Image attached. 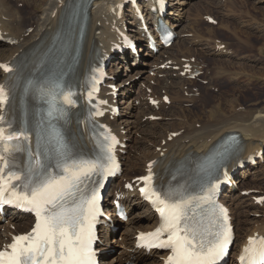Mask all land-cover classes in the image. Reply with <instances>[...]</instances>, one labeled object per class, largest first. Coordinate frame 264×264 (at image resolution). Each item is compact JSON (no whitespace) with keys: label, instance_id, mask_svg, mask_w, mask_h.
Returning a JSON list of instances; mask_svg holds the SVG:
<instances>
[{"label":"bare ground","instance_id":"bare-ground-1","mask_svg":"<svg viewBox=\"0 0 264 264\" xmlns=\"http://www.w3.org/2000/svg\"><path fill=\"white\" fill-rule=\"evenodd\" d=\"M75 1L76 0H44L39 15H37L35 20L32 23H30L28 27H25V19L21 16V12L17 8L18 6L14 5L12 3V0H0L1 31L5 38L14 41L13 46L7 44H2V46H0V50H4L2 48H5V50L7 48L8 50L5 56L3 58H0V64L10 65L13 62H19V61L21 62L25 60V62L28 65H30L31 68L37 65H43L48 55L49 47L51 46L52 42L57 37V35L58 36L60 35L61 30L65 32L62 33L64 38L63 42L65 44L74 42V45H76L78 42L77 36L80 31L81 19L80 18L77 19L74 14L70 17V20H68L66 17H63L65 10L71 4L72 5L74 4L75 5L74 9H76L77 2L75 4ZM83 1L85 7L89 10V16H90L89 26L84 36V53L82 59L83 74H85L86 72L89 58L91 57L92 59H95L97 55L100 58H104V59L106 58V60H108L111 57L113 61L126 60L125 61L126 65L130 64V61L128 59H130L131 62L136 60V58L132 59V57L135 56H133L128 51L124 52L123 54L115 53L112 51V47L115 46L117 43H119L117 38L116 27L120 28L121 23H123V21L125 20L127 21V19L133 15V11L127 10L126 13L124 14L123 20H118L116 18L115 13L111 10V6L115 3L121 2V0H83ZM171 1H175L174 3L176 5H180V4L183 5L186 3L185 0H171ZM175 10L177 11V15L171 16L172 13L170 11L169 16H167L166 18V22L167 24L170 23L169 24L170 28L175 32L176 37L180 39L182 35L177 33L178 31H175V29L179 28V26L182 27L181 22L183 21V19L179 18L180 16L178 14L179 9L175 7L172 8V11ZM133 28H134L132 30L133 35L140 36L141 34V31L139 30L140 26L138 25L137 27H133ZM211 30L213 32L215 29L212 27ZM23 32H26V36L25 34H23ZM249 40H250L249 38L241 39L237 37V41L239 43H242L243 46H245L244 48L242 47V49H247L248 46L250 47L251 42H249ZM187 43L188 44H186L185 41H182L179 48H181L182 46L183 49L181 50L178 49L183 53V56L186 53L185 51H189L188 46L190 45L189 42ZM222 44H223L222 42L216 43L215 45H212L213 48L212 47L211 48L221 53L220 56H225L221 58H229V60H231L234 57V53L230 51L229 45H226L223 50L219 49L218 47ZM159 46L160 45L158 43L157 47L159 48L160 53L157 56L155 55L154 59L150 57L149 58L152 60H157V62L161 60L160 63L153 62L150 63V65L141 64L142 66L139 63L138 65H140L141 68H144V66L146 67L150 66L155 70L156 68L152 66L154 65V63L159 67L161 64H166L167 66L171 65V67L179 66L180 67L179 71L183 72V65L186 64H191L197 68L202 66V64L199 63L197 59L194 63H192V59H194L195 57L193 56L191 57L190 54L188 57H186L187 61L183 62L182 58L180 59L178 55H175L173 52L172 53L169 52L168 51L169 49L162 50L161 47ZM172 46L174 45L172 44ZM224 52L226 53V55L223 54ZM260 52H262V50H260ZM110 62L111 65L113 66V62L112 61ZM226 62L228 63V60H226ZM226 62H221L219 65L220 68H222V66ZM120 67H123V65L121 66L119 65V68ZM151 68L149 69L153 70ZM144 69L148 70L147 68ZM179 71H176L172 75L170 74L171 77L169 78V80L172 79L173 80L172 82L167 80L166 84L161 86L162 90H165V94H162L160 98H162L164 95L165 96L170 95L171 105H173V102L177 103L183 101L184 99H187L190 102H194L198 100L195 94L196 92L193 90V88L190 86L188 87L190 89L186 88L187 83L183 81V78L179 75ZM163 72L164 71H161L160 68L156 71L150 72L153 73L154 77H151L149 75L146 77L148 82L145 85L146 91L148 89H155L151 85V82L154 80L155 76H158L160 73ZM226 72L236 77L241 75L239 72H233V71H226ZM174 74H177L176 75L177 78H175L176 80H174L173 78ZM139 75H137V77ZM215 75L218 76L219 74H215ZM25 76H29V74H25ZM5 79H6V75L3 72L2 68H0V83L3 82ZM139 79H144V77L141 76V78ZM127 81L128 80H125L123 81V83H126ZM20 83L22 87L26 86L25 83L21 81ZM109 84H114V81L109 82ZM130 87L120 89V94L116 101L118 103L116 104H119L118 100L120 98H124L127 95V93L128 94L131 93ZM44 92L45 90L40 91L41 94H43ZM106 92H109V90H107ZM148 95L151 97L150 94ZM153 95L154 97H157L156 91L153 92ZM140 96L138 98L134 96L133 98L129 99L128 104H126L124 100H122L120 103L122 104L123 108H128V110H130L131 106L129 107L128 105H130V102L133 100L132 108L137 107L138 109H140V111H137L136 114H134L133 116H137L138 114L141 116L142 113L144 115L143 120L133 122L131 120L132 116H128L129 111H127L126 114L122 115V117L118 118L113 122L106 120L114 128V131L120 135L121 139L123 140V142H125L128 145V147L132 148L133 145L134 148L143 150L144 154L139 159H137V161H134L130 158L129 156L130 150H129V155L122 156V160H124V165L126 166V168L124 169V173L120 177L118 184L116 185V189H119V191L116 192L112 191V193L109 195V197H111L112 200L108 205V209H113L114 208L113 203L115 198L117 197L118 194L121 195L123 194L126 196V198L120 200V203L122 206H124L127 209V211H129V209L131 208V216L130 218H128V220L125 223H120V227L122 231L119 234H117V237H115L114 243L116 244L114 245L112 244V246H110L111 249L105 247L104 244L102 245V248L104 249L107 248L109 250L108 251L109 253H113L112 258L110 259H108V256L111 254H104L102 256V260L105 262V264H112V263L113 264H125V263L126 264L127 263L128 264H161L160 256H154V258H150L149 256H146L143 252L135 249L136 235L138 234V232H147L148 230H152L157 224V218L150 210L149 206H147V204L142 200L137 190H135L134 192H130L124 189L122 185L125 183L126 180L131 181L137 177L144 175L146 173V170L149 168V165L153 163L156 164V168L159 171V180L165 177L163 180L166 181L171 176H173L180 168L186 167L191 162H194L197 159L205 156L226 135L233 132L239 133L241 135L240 147L237 150H235L233 153L232 161L234 166H236L234 162H238L241 159L246 160L247 157H249L250 155L257 154L261 149L264 148V110H259L256 111L255 113L250 112L248 114L241 112L234 115L230 113L229 115L228 113L224 114L223 113L224 111L221 109V107H218V105L215 106L211 105L208 112V118L203 120L201 118H198L199 120H201L199 122L196 119L195 120L189 119L190 118L189 115L186 114V111L183 108H176L177 110L176 109L173 110L172 111L173 114L169 116L170 122L166 123V125L162 127L164 125L163 123H151L150 121L146 120L147 116H151V115L162 116L163 115L161 114L162 111L160 110L158 112L154 107H152L149 103V99H148L149 106L142 103L139 104L138 100L140 99ZM60 97L63 99L62 95H60ZM189 101H187V103ZM136 102H138V104L140 105V106L138 105L139 107L135 105ZM126 105L128 107H126ZM144 106L150 112L144 110ZM160 107L161 108L166 107L165 104L163 103V99H161ZM197 123H200L199 128L195 127ZM138 128L139 129L145 128L142 131V134L144 133L145 137L142 140H136L135 138L134 140H132L131 138L132 134H136V132H140L137 131L139 130ZM151 128L154 130H151ZM123 131H125L126 133L124 134ZM176 133L178 134V136L171 140L173 134ZM80 136L84 138L86 135L82 134L81 132ZM146 141H148L149 144H146ZM164 141L165 144H163ZM86 148L87 150H89L87 146ZM45 149L46 148L43 149L44 153H45ZM83 160H92V159L87 158ZM257 163L259 164L260 162ZM245 164L247 167H250V169L253 170L255 169V168H251L253 167L251 164L248 163ZM255 172L256 170H254L252 174L253 175L256 174ZM262 174L264 175V172ZM245 182L247 184V181ZM236 195L237 193L234 192L232 188H228L224 193V201L231 202ZM132 196L136 197V201H134L133 203H131ZM237 199L238 196H236L232 202H234ZM232 210H233V214L238 217L239 214L235 213L234 209ZM111 215L115 216V213H112ZM248 223H249L248 221H244L243 224H248ZM31 226H32V220L28 216L18 215L14 212L8 218H4L0 216V247L2 244L8 243L14 235H17L20 232L29 231ZM147 228L148 230L146 231ZM247 231L249 232V234L247 233L248 235L245 236L244 241L243 243H241V245L245 243L247 236H254L255 234H259V235L264 234V228H259V227L252 228ZM242 232H243L242 229H240L238 235H236L237 242L243 239L241 235ZM103 234H104V242L106 241L108 242V237H110V233L104 232ZM122 258L126 261L124 262ZM236 258H235L236 259L235 262L232 264H238L237 263L238 257Z\"/></svg>","mask_w":264,"mask_h":264},{"label":"snow or ice","instance_id":"snow-or-ice-1","mask_svg":"<svg viewBox=\"0 0 264 264\" xmlns=\"http://www.w3.org/2000/svg\"><path fill=\"white\" fill-rule=\"evenodd\" d=\"M0 68L12 71L8 65H0ZM55 89L61 90L65 104L74 103L71 91H64L60 80L55 82ZM49 94L54 97L55 91L50 90ZM5 96L0 86V104L5 103ZM21 137L28 139L23 131L5 134L4 127L0 126V144L4 145L5 152L18 148L11 142ZM39 139L38 136L37 158L34 159L29 151L26 170H12L15 165H10L4 152H0V204H16L33 211L37 217L31 233L15 236L6 250L0 251V264H96L92 249L93 228L100 212L103 178L115 170L112 145L106 146L108 155L103 161H77L70 158L63 135L55 132L47 141L45 160H41L38 158ZM215 166L210 161L203 166L204 173L210 177ZM55 169L61 174L56 175ZM93 176L101 179L88 188L87 183ZM142 179L147 186L141 191L157 206L163 223L155 233L147 237L141 234L140 240L151 241L149 246L171 249L173 254L168 264H218L230 242L226 209L220 207L217 215L214 208V219L204 224L203 220L194 219L195 212L189 215V199H175L171 189L161 193L152 187L151 165L149 175ZM165 233L167 239H160ZM244 251L242 259L248 264H256L257 258L264 261V239H250Z\"/></svg>","mask_w":264,"mask_h":264},{"label":"rangeland","instance_id":"rangeland-1","mask_svg":"<svg viewBox=\"0 0 264 264\" xmlns=\"http://www.w3.org/2000/svg\"><path fill=\"white\" fill-rule=\"evenodd\" d=\"M43 1L44 0H12V3L18 6L17 8L18 10H20L21 16L25 19V27H28L30 23H32L35 20L37 15H39ZM174 2L172 1L171 4L172 8L174 7L176 8L177 6ZM185 2H186L185 4L178 5L177 7V9H179L178 10L179 12L178 14L180 15L179 18L183 19V21L181 22L182 27L179 26V28L175 29V31L182 33V37L180 39L178 38L175 44H173L174 46H172L168 51L171 53L173 52L175 55H178L180 59L188 57L189 54L191 57L199 56L200 60L205 64L204 65L203 63H201L202 65H204L203 75L205 76V78L204 80L202 78L201 82L192 81V82H196V84L192 82H188L190 80L185 81V83H187L186 85L187 88L189 86L193 87V90L196 91L195 94L197 95L198 93V95H200L199 98L197 97L198 100L194 102H190L187 99L184 100L182 99L183 101L177 103L173 102V105L171 106L168 105L165 108L168 114V115L165 114V116H167L165 117V120L161 119L160 121H156L153 123H157V122L163 123L164 125L162 127H164L166 123L170 122L169 116L173 114L172 111L175 110L176 108H183L186 111V114L189 115L190 117L189 119L192 120L196 119L199 122L201 120H199L198 118H201L202 120L208 118V112L211 105L213 106L218 105V107H221V109L224 111L223 112L224 114L228 113L229 115L230 113L234 115L241 112L248 114L250 112L255 113L256 111L264 110V54H263L264 53V0H185ZM171 13L175 14L176 10L172 11L171 9ZM208 15L212 16L217 21V23H219V25H213L208 23L206 18ZM212 27L215 29L213 32L211 30ZM133 29L134 28L131 29L132 34H133L132 31ZM23 34H25L26 36V32H23ZM237 37L241 39L249 38L250 39L249 42H251L250 47L248 46L247 49H242V47L244 48L245 46H243L242 43H239L237 41ZM182 41H185L186 44H188L187 42H189L190 45L188 46L190 52L185 51L186 53L184 54V56L183 53L180 51L181 49H183L182 46L181 48H179ZM218 42H222L224 45L226 44L229 45L230 51L234 53V57L231 60H229V58H221L225 56H220L221 53L217 52V50L215 49L214 50L212 49L213 48L212 45H215ZM0 46H2V44ZM141 46H145V45L142 44ZM159 47H161V45ZM2 49L5 50V48ZM4 50H0L1 52L0 58H3L8 51L7 48L5 52ZM260 50H262V52H260ZM223 54L226 55L225 52ZM149 57L152 58V55H149L147 57V55L144 54L141 57V62L144 63L142 65H150V63L154 62L152 60L154 59V57L152 59H150ZM128 60L130 61L129 65L125 64L126 60L113 61L112 57L107 60L113 62V66L111 64L108 66V70H109L108 74H112L115 76L116 78L115 82L120 84L119 86L121 87V89L131 86L130 87L131 93L130 94L127 93V95L124 98H120L118 101L121 102L122 100H124L126 104H128L129 99L133 98L134 96L138 98L141 95L140 99L138 100L139 104L142 103L148 105V99L150 97L147 91L143 89V86H145L148 83L146 77L149 75V73L151 71L158 70L160 67L159 66L156 67L155 70L151 68L153 70H150L148 68L150 66L147 67L144 66V68L148 69L146 70L144 68H141L142 66L141 64H140L141 66L138 64L136 65L134 62H131L130 59ZM226 60H228V63L226 62ZM221 62H226L224 63L222 68H220L219 66ZM131 63L133 64L131 65ZM119 65L120 66L123 65V67L119 68ZM167 71L170 70H166V72H163L166 73L165 74L166 77H164V74L160 73L162 74V75L159 74L160 77L158 78L160 80L157 78H154L153 80L155 81V85L159 84L158 86H156L157 92L159 94L164 93L165 90L163 91L161 86L166 84L167 80L170 82L173 81L172 79L169 80L171 76ZM226 71L239 72L241 75L236 77L234 75L229 74ZM175 72L176 71L173 70L170 71L171 75ZM139 74H142L140 76H143L144 79H139V76L137 77V75ZM215 74H219V75L217 76ZM173 76H174L173 77L174 80H176L175 78L177 76L175 74ZM125 80L128 81L126 83H123V81ZM207 80L208 83L205 86L206 84L205 82H207ZM216 86H218L219 92L217 91ZM138 88H140L139 91H137ZM145 96L147 97V101H144ZM151 96L154 95L152 94ZM132 101L130 102V105H128L129 107L131 106L130 110H128V108H123L122 104L119 102V106L121 107L122 113L126 114V112L129 111V114L128 113L127 114L128 116H132L131 120L133 122L143 120L144 115L142 113L141 116L139 114L137 116H133L134 114H136L137 111H140V109H138L137 107H135L136 109L132 108L133 107ZM187 101L189 102L187 103ZM139 104L137 102L135 103L136 106H138ZM128 106L126 105V107ZM144 110L149 111L146 109L145 106H144ZM161 114L163 113L161 112ZM195 127L199 128L200 123H197ZM144 129L145 128L139 129L137 131L140 132H136V134H132L131 136L132 140H134V138L136 140H142L145 137L144 133L142 134V131ZM151 130L154 129L151 128ZM146 144H149V142L146 141ZM128 148L130 150L129 156L134 161H137V159H139L144 154L143 150L136 149L133 147V145L132 148L130 147ZM259 164L254 169L256 170L255 172L256 174L254 175L252 174V172L254 171L253 169H250V167H249L250 170L248 168H245L249 170L248 172L246 171L247 174H245V178H246L245 181H247V184L243 185L242 178L239 181L240 183L239 185L242 186L238 190V192L241 189L247 191H249V189H253L254 190L252 191L253 194H249L251 196H242V198L244 199H242L241 196L237 194L236 196H238V199L235 200L234 202H231V207L235 210V213L239 214L238 217L235 216L234 222L236 225L237 235L240 229H242L243 231L241 233L243 237L241 241H243L245 236L249 234L247 230H250L252 228H257L259 227V225H261V227L259 228H264V224H260V223H264V205L263 206L257 205L253 199L254 196H256L257 198L260 195L261 196L264 195L263 192L264 175L262 174L264 172V163L260 161ZM246 175H250V176L246 177ZM118 181L116 182L117 184ZM124 184L122 186L125 189ZM116 185H114V189H113V191L115 192L119 191V189H116ZM256 190L257 191L261 190L259 196L258 194H255L257 192ZM235 197L233 198V200L235 199ZM132 202H134V200ZM244 221H248L249 223L243 224ZM147 230L148 228L146 229V231ZM114 238L115 237H113V239L111 240L113 245L116 244L114 243L115 242ZM237 243H240V241ZM108 249H111V247L108 246ZM112 256L113 254H111L108 258H112ZM234 257L236 256L234 255ZM123 261L125 262L126 260L123 259ZM232 262L233 260L229 261L228 264H231Z\"/></svg>","mask_w":264,"mask_h":264}]
</instances>
